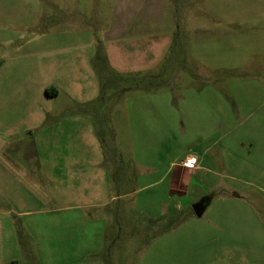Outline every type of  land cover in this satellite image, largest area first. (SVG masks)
Instances as JSON below:
<instances>
[{
	"label": "rangeland",
	"instance_id": "1",
	"mask_svg": "<svg viewBox=\"0 0 264 264\" xmlns=\"http://www.w3.org/2000/svg\"><path fill=\"white\" fill-rule=\"evenodd\" d=\"M114 1L0 0V39L14 40L0 41V56L24 57L21 42L40 31L59 35L50 43L91 33L102 55ZM171 2L175 29L170 44L158 40L156 70L98 78L102 100L53 102L70 109L64 137L46 150L79 157L33 162L16 174L23 186L0 193L20 264H264V0ZM7 23L34 26L3 31ZM189 155L202 168L176 198L162 177Z\"/></svg>",
	"mask_w": 264,
	"mask_h": 264
},
{
	"label": "crops",
	"instance_id": "2",
	"mask_svg": "<svg viewBox=\"0 0 264 264\" xmlns=\"http://www.w3.org/2000/svg\"><path fill=\"white\" fill-rule=\"evenodd\" d=\"M61 9L59 7L57 11L62 12ZM173 9L171 0H115L110 10L109 25L102 27L104 49L99 56L91 33L84 31L65 35L71 41L54 43L50 42L58 39L59 35L40 31L36 38L21 42L24 49L20 55L24 57L16 60L10 53L0 56V193L14 186H23V181L16 174H28L34 170L33 162L41 167L52 158L79 157L80 154L74 152L46 150L45 143L64 137L66 127L62 118L70 109L64 106L57 108L54 103L60 97H66L73 105L92 103L98 96L102 100L104 93L96 81L98 78L116 76L129 81L156 70L162 56L158 40L164 36L170 44L175 29ZM78 12L80 17L84 16V12ZM101 19L105 24L104 18ZM40 23H47L44 16L40 17ZM17 26L32 29L34 25H1L3 31L16 30ZM10 38L0 39L6 48L13 46L14 40ZM155 49L158 56L154 54ZM90 90L93 98L85 99L84 95L87 96ZM47 117L57 122L44 125L48 122ZM40 129L48 133L52 131L51 136L47 134L46 137L44 131L38 135ZM208 139L206 142L211 141ZM189 160L195 161L193 168L184 165L183 162ZM201 168L202 162L194 155L185 157L179 164L176 157L169 160L162 177L163 180L169 179V194L176 198L188 194L192 176ZM1 203L0 264H20L22 253L11 218L12 210L3 208Z\"/></svg>",
	"mask_w": 264,
	"mask_h": 264
},
{
	"label": "water",
	"instance_id": "3",
	"mask_svg": "<svg viewBox=\"0 0 264 264\" xmlns=\"http://www.w3.org/2000/svg\"><path fill=\"white\" fill-rule=\"evenodd\" d=\"M204 203H205L204 200H200L199 202H197L196 204H194V205L192 206V210H193V212L195 213V215H196L197 217H200V216L203 214V212H204V210H205V205H204Z\"/></svg>",
	"mask_w": 264,
	"mask_h": 264
},
{
	"label": "built area",
	"instance_id": "4",
	"mask_svg": "<svg viewBox=\"0 0 264 264\" xmlns=\"http://www.w3.org/2000/svg\"><path fill=\"white\" fill-rule=\"evenodd\" d=\"M183 163H185L184 165H185L186 167H188V168H193L194 165H195V161H192V160L185 161V162H183Z\"/></svg>",
	"mask_w": 264,
	"mask_h": 264
},
{
	"label": "trees",
	"instance_id": "5",
	"mask_svg": "<svg viewBox=\"0 0 264 264\" xmlns=\"http://www.w3.org/2000/svg\"><path fill=\"white\" fill-rule=\"evenodd\" d=\"M144 77H146V75H145V76H143V78H144ZM136 85H137V84L134 82V83H133V86H136Z\"/></svg>",
	"mask_w": 264,
	"mask_h": 264
}]
</instances>
